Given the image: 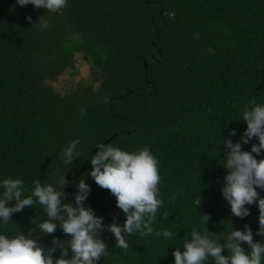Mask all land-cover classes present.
Masks as SVG:
<instances>
[{"label": "trees", "instance_id": "obj_1", "mask_svg": "<svg viewBox=\"0 0 264 264\" xmlns=\"http://www.w3.org/2000/svg\"><path fill=\"white\" fill-rule=\"evenodd\" d=\"M41 16L47 28L37 23ZM77 54L89 64V79L60 93L49 81L71 72ZM250 105H264V0H67L58 13L0 0V182L22 179L27 196L35 180L59 190L65 176V202L74 204L76 184L85 179L91 187L85 206L105 225L115 216L122 226L116 198L89 175L91 156L100 144L129 153L148 146L159 162L163 206L153 233L128 236L125 250L105 230L109 255L98 264H174L173 251L183 250L193 229L206 228L223 242L231 226L247 224L254 241L264 242L255 235L258 207L233 217L221 192L223 141L241 142ZM76 139L80 155L66 165L62 155ZM203 214L211 216L206 225ZM11 219L0 221V234L34 229L45 249L54 237L69 238L59 226L43 236L38 224L47 215L39 204ZM164 230L172 236H156Z\"/></svg>", "mask_w": 264, "mask_h": 264}, {"label": "clouds", "instance_id": "obj_2", "mask_svg": "<svg viewBox=\"0 0 264 264\" xmlns=\"http://www.w3.org/2000/svg\"><path fill=\"white\" fill-rule=\"evenodd\" d=\"M16 3L21 7L31 4L50 13H58L67 7V0H16ZM26 20L31 23V16ZM37 23L42 28L49 26L43 16ZM242 120L247 127L241 142L233 143L231 139L223 141V168L227 169V175L221 192L233 217L244 219L250 215L246 206L255 204L258 207L259 230L255 235L264 237V197L258 191L264 190V159L256 158L264 153V105L245 107ZM235 134V130L229 132V136ZM253 138L258 140V144H252L251 151L243 150L242 143L248 144ZM79 143V139L73 140L64 150L62 159L66 165L73 164L80 155L76 151ZM97 148L99 150L90 159L92 170L89 175L100 188L108 190L116 198V207L126 217L123 225L117 222L118 217L115 216L110 225H105L102 217L97 216L91 207L85 206L91 192L85 179H80L76 184L77 190L72 194L73 204L65 202L69 195L64 191L69 183L65 176L59 181V190L51 184L35 180L34 189L27 196L22 193V179L6 178L0 182L3 188L0 221L3 224L12 221L13 214L39 204L47 215V219L38 224L43 236L54 234L59 226L69 238L62 240L54 237L51 247L45 249L39 238H33L34 229L27 234L19 231L11 237L0 234V264H98L109 255L108 244L101 239L105 230L113 234L115 247L125 250L129 247L128 236L153 233L155 217L163 206L157 158L148 146L132 153L112 145L100 144ZM174 198L173 195L171 199ZM201 201L199 194L194 201L196 208ZM201 216L204 225L211 219L209 214ZM213 235L206 228L203 232L193 229L191 238L184 240L183 250L173 251L174 264H209V261H214V264H264V242L254 241L250 225L246 224L244 230L231 226L223 242L219 238H212ZM156 236L168 239L172 233L168 230L158 231ZM242 244L248 246L247 251ZM57 249L60 250L59 257L54 256ZM225 249L227 255L222 254Z\"/></svg>", "mask_w": 264, "mask_h": 264}, {"label": "rangeland", "instance_id": "obj_3", "mask_svg": "<svg viewBox=\"0 0 264 264\" xmlns=\"http://www.w3.org/2000/svg\"><path fill=\"white\" fill-rule=\"evenodd\" d=\"M89 75V64L80 58V54H77L74 69L71 72H63L56 80L49 81V84L60 93H63L65 90L74 87L80 79L88 81Z\"/></svg>", "mask_w": 264, "mask_h": 264}]
</instances>
